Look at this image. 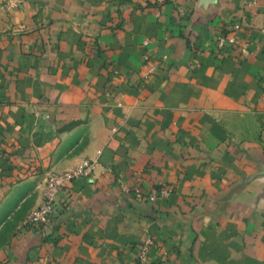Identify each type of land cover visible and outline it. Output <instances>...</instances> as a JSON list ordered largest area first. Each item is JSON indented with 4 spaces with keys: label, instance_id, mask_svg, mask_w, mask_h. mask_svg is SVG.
I'll return each mask as SVG.
<instances>
[{
    "label": "crops",
    "instance_id": "obj_1",
    "mask_svg": "<svg viewBox=\"0 0 264 264\" xmlns=\"http://www.w3.org/2000/svg\"><path fill=\"white\" fill-rule=\"evenodd\" d=\"M146 238L149 264H264V0H0V264H133Z\"/></svg>",
    "mask_w": 264,
    "mask_h": 264
},
{
    "label": "built area",
    "instance_id": "obj_2",
    "mask_svg": "<svg viewBox=\"0 0 264 264\" xmlns=\"http://www.w3.org/2000/svg\"><path fill=\"white\" fill-rule=\"evenodd\" d=\"M21 2L22 0H17ZM237 42V28H233L226 33H222L217 38V47L222 48L226 44H236ZM95 169V162L89 159H84L80 164L74 168L61 170L49 173L44 181L42 188V197L40 203L31 209L21 224L19 229H42L50 220L58 198L69 184L77 177H90ZM170 189L160 190L161 195H167ZM155 245L152 238H146L137 247V253L133 264H149V253L151 248Z\"/></svg>",
    "mask_w": 264,
    "mask_h": 264
}]
</instances>
